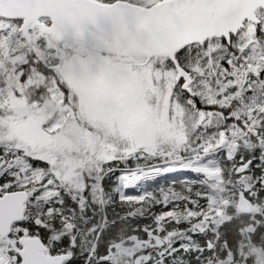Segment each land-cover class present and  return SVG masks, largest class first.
Segmentation results:
<instances>
[{"label":"snow or ice","instance_id":"1","mask_svg":"<svg viewBox=\"0 0 264 264\" xmlns=\"http://www.w3.org/2000/svg\"><path fill=\"white\" fill-rule=\"evenodd\" d=\"M0 264H264V0H0Z\"/></svg>","mask_w":264,"mask_h":264}]
</instances>
